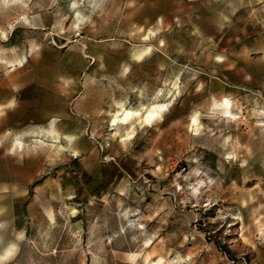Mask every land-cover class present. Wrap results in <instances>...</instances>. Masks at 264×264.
I'll return each mask as SVG.
<instances>
[{
  "label": "rangeland",
  "instance_id": "rangeland-1",
  "mask_svg": "<svg viewBox=\"0 0 264 264\" xmlns=\"http://www.w3.org/2000/svg\"><path fill=\"white\" fill-rule=\"evenodd\" d=\"M0 257L264 264V0H0Z\"/></svg>",
  "mask_w": 264,
  "mask_h": 264
},
{
  "label": "bare ground",
  "instance_id": "bare-ground-1",
  "mask_svg": "<svg viewBox=\"0 0 264 264\" xmlns=\"http://www.w3.org/2000/svg\"><path fill=\"white\" fill-rule=\"evenodd\" d=\"M139 114V111H136V110H125L122 117H116L114 122H117L118 120L121 122V124H128V125H131L132 122L134 121V118L136 117V115ZM157 113H152L150 112L146 119L147 121H149L150 119H152L154 116H156ZM124 127V126H123Z\"/></svg>",
  "mask_w": 264,
  "mask_h": 264
},
{
  "label": "snow or ice",
  "instance_id": "snow-or-ice-1",
  "mask_svg": "<svg viewBox=\"0 0 264 264\" xmlns=\"http://www.w3.org/2000/svg\"><path fill=\"white\" fill-rule=\"evenodd\" d=\"M3 38H6V37H3ZM149 51H151V49H149ZM218 59H220V58L218 57ZM228 104H229L228 101H225V102H224V106H228ZM226 114H227V113H226ZM192 123H193V124H196V123H197V121L195 120V118L193 119ZM128 139H131V136H129ZM8 254H9V255L12 254V253H11V250L9 251ZM3 259H4L3 257H0V264H3Z\"/></svg>",
  "mask_w": 264,
  "mask_h": 264
},
{
  "label": "clouds",
  "instance_id": "clouds-1",
  "mask_svg": "<svg viewBox=\"0 0 264 264\" xmlns=\"http://www.w3.org/2000/svg\"><path fill=\"white\" fill-rule=\"evenodd\" d=\"M179 94V93H178ZM167 109V105H165V106H162L161 108H159V109H154L153 111H154V113H158V112H163V111H165Z\"/></svg>",
  "mask_w": 264,
  "mask_h": 264
}]
</instances>
